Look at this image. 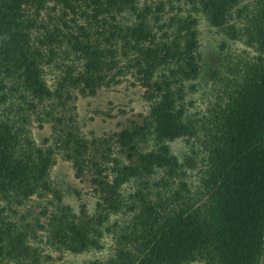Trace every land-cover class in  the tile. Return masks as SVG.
<instances>
[{
  "label": "trees",
  "instance_id": "trees-1",
  "mask_svg": "<svg viewBox=\"0 0 264 264\" xmlns=\"http://www.w3.org/2000/svg\"><path fill=\"white\" fill-rule=\"evenodd\" d=\"M174 1L190 11L170 15V0H0V203L52 194L46 227L33 226L72 255L102 250L101 238L119 226L109 219L130 214L106 264H264V0ZM189 12L253 53L210 71L219 87L199 118L184 101L202 70ZM127 77L142 89L147 115L86 138L74 121L75 95L92 97ZM31 120L50 126L41 146ZM180 139L199 142L204 154L193 193L184 178L195 160L180 162L170 149ZM56 154L76 179L88 176L90 214L84 204L73 211L51 186ZM130 183L140 188L128 201L121 191ZM2 213L0 263L39 264L31 226Z\"/></svg>",
  "mask_w": 264,
  "mask_h": 264
},
{
  "label": "rangeland",
  "instance_id": "rangeland-1",
  "mask_svg": "<svg viewBox=\"0 0 264 264\" xmlns=\"http://www.w3.org/2000/svg\"><path fill=\"white\" fill-rule=\"evenodd\" d=\"M142 1H146L152 6L157 3V0ZM170 1H173L171 2L173 10L170 15L177 13L178 9V14L180 15L190 11L191 7L184 1L179 3L174 0ZM252 1L248 0L245 4H251ZM165 9L168 10V6ZM191 14L197 20L198 51L201 57L200 65L202 70L201 78L194 83L195 90L186 91L184 101L188 114H194L195 117L199 118L204 114L208 103L211 104L215 100L219 87L218 82L209 81L210 71L217 70L220 73H224L227 63L240 59H250L253 53L249 48L244 47L241 42L228 41L222 33L210 28L200 14L193 12ZM164 17L166 18L167 14ZM222 44L224 45L222 46ZM206 72L207 74H205ZM46 73L45 80L48 85H51L54 81L55 71L49 70ZM132 83L131 78L127 77L122 79V82L118 85L98 89L92 97L83 98L75 95L73 114L76 115V118H74V121L80 127L82 135L88 139L107 137L123 128L130 127L132 123H141L142 117L147 115L148 108L141 96L142 89L137 83ZM27 129L31 140L36 145L41 146L44 139L51 138V129L48 124H43L42 128H38L37 122L31 120ZM47 145L52 146L50 141H48ZM170 149L180 162L188 163L189 159L195 160V168L187 169L184 181L186 188L190 192L198 191L203 169V163L199 159L204 158L199 142L190 140L187 143L180 139L170 143ZM192 149L197 151L196 158L191 154ZM73 173L70 163L64 161L60 154H56L55 164L49 173L51 186L60 191L62 202L69 205L73 211L78 212L79 204H84L87 213L90 214L95 199L90 192L88 176L79 180L74 177ZM137 188H140L137 183H130L124 186L121 192L125 200L129 201L126 197ZM54 202L53 195L47 194L43 198L32 197L21 205L0 203L5 220L18 226L23 225V223H28L31 226L29 245L39 252V264H91L92 262H95V264H106L109 258L114 257L116 240L122 234V230L119 232L120 225L128 220L130 214H120L109 219V224L117 221L119 226L115 229V234L112 232L105 233L101 238L102 250L72 255L54 250L48 244L46 230L33 226L35 221H37L39 226L46 227L47 216L55 210L53 207ZM0 264L14 263L4 261Z\"/></svg>",
  "mask_w": 264,
  "mask_h": 264
}]
</instances>
